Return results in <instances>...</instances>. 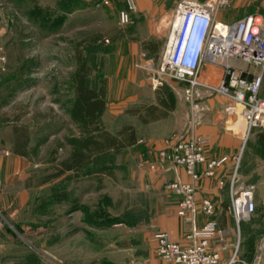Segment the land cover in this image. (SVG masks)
Returning <instances> with one entry per match:
<instances>
[{
	"label": "rangeland",
	"instance_id": "374dc122",
	"mask_svg": "<svg viewBox=\"0 0 264 264\" xmlns=\"http://www.w3.org/2000/svg\"><path fill=\"white\" fill-rule=\"evenodd\" d=\"M108 1L0 0V54L5 57L0 63V150H24L31 163L26 178L1 176L0 264H130L146 255L137 248L135 230L148 198L133 172L135 164L151 170L134 158L132 148L113 152L105 164L97 160L95 167L112 170L110 176L97 175L112 177L105 182L83 184L69 174L48 186L38 184L68 156L67 138L78 134L71 114L77 53L90 69L88 86H105L102 125L111 133L132 120L130 109L154 98L147 73L136 67L147 55L140 51L139 34L132 32L135 15L131 12L122 24L124 7ZM247 13L264 16V0H232L217 20ZM163 40L156 41L163 45ZM259 96L264 98V76ZM244 132L240 157L249 169L246 183L256 186V208L238 230L235 225L222 261L234 254L232 264H249L256 256L264 264V128L251 129L245 140ZM53 190L69 198L55 200ZM86 190L92 193L79 196ZM75 199L79 208L71 210Z\"/></svg>",
	"mask_w": 264,
	"mask_h": 264
},
{
	"label": "built area",
	"instance_id": "2783aa9c",
	"mask_svg": "<svg viewBox=\"0 0 264 264\" xmlns=\"http://www.w3.org/2000/svg\"><path fill=\"white\" fill-rule=\"evenodd\" d=\"M107 4L108 0H102ZM232 0H179L167 23V33L160 54L147 57L136 67L147 73L152 90L168 85L187 105L185 135L175 139L157 153V161L146 162L151 171L160 165L181 166L187 181L174 180L165 188L179 197L176 215L191 224L185 241L177 242L165 231L156 234L155 255L163 264H232L235 255L224 263L221 250L232 234L214 220L203 225L194 224L197 213L195 203L196 183L201 177H213L225 161L224 157L208 158V140L196 132L208 107L201 103L203 91L219 94L228 99L222 110L226 115H237L245 123L247 134L251 129L264 128V98L259 96L264 76V16L247 13L230 22L217 20L218 13ZM134 0H125L120 22H129L135 11ZM106 42L108 41L105 39ZM5 57L0 54V63ZM203 63L221 68L215 84L200 77ZM9 152L0 150V157ZM239 158H237L236 167ZM141 162V161H140ZM145 163V162H141ZM203 170L198 171V167ZM0 174V185H1ZM223 185V182H219ZM231 211L237 227L255 212L254 184L238 183L236 169L229 182ZM202 210L210 215L213 205L208 199L201 203ZM242 264H246L242 262ZM249 264H262L256 256Z\"/></svg>",
	"mask_w": 264,
	"mask_h": 264
},
{
	"label": "crops",
	"instance_id": "0c3cea01",
	"mask_svg": "<svg viewBox=\"0 0 264 264\" xmlns=\"http://www.w3.org/2000/svg\"><path fill=\"white\" fill-rule=\"evenodd\" d=\"M179 0H134L136 9L133 11L132 23L134 29L132 32L139 34L140 51L146 54L147 57H157L164 45L156 40L164 39L167 33V23L172 17L176 3ZM117 2L125 8L124 0H112ZM219 14V13H218ZM218 17V15H217ZM220 21L230 22V18H222ZM160 36V39H157ZM221 75V68L216 65L204 63L200 77L203 81L211 84L218 82ZM164 88H168L170 92L171 101L168 106L159 102L163 95ZM155 95L152 101L147 104H142L136 108L130 109L132 120L125 125L133 126L137 141L135 144L126 147L134 151V158L143 159L146 162L157 161V153L159 150L167 147L175 139L182 137L186 132V117L187 105L184 100L177 95L168 85H164L155 90ZM106 95V93H105ZM178 96V97H176ZM201 103L208 107L204 112L201 124L197 127L196 132L203 135L208 140L207 157L219 158L224 157L225 161L217 170L213 177H201L196 183L195 203L197 213L195 215L194 224L196 226L203 225L207 220H214L221 228L230 230L231 236L227 238L225 248L221 251V257L224 258V251L226 248L232 246L233 238L235 236V221L231 211V199L228 182L234 171L238 172V183H246L249 178V169L244 167L247 162L240 157L243 151L242 132H244L245 123L237 115H226L222 108L228 102V99L219 94H209L203 91L201 94ZM107 105V104H106ZM103 113V116L106 111ZM153 105L156 108V113L160 114L159 118L145 121L147 118L146 106ZM136 114L133 112V110ZM242 121V123L240 122ZM124 126V125H123ZM8 156L0 157V174L3 179L7 177L26 178L25 167L30 165L25 156L24 150L10 151ZM238 164L236 167V162ZM123 166V165H120ZM23 167V168H22ZM135 171L133 177L139 190L145 193L148 198L143 205V220L135 230L139 236L140 242H137V248H144L147 252L144 257L135 258L130 261V264H163L155 255L156 234L159 231H165L170 238L177 242L185 241V234L189 231L191 224L176 215L177 203L179 197L170 193L165 185L174 180L187 181L188 176L181 166L169 165L164 163L160 165L157 171H149L146 168H139L135 164ZM203 166L198 167V171L203 170ZM238 168V170H237ZM147 171V173H146ZM70 172L53 180H59L68 176ZM108 176L85 175L77 178H72L73 181L80 183L93 184L96 182H105ZM220 181L223 185H220ZM52 181L41 184L48 186ZM256 190V189H255ZM92 192L86 190L79 193V196H88ZM254 194V201H255ZM204 199L210 200L213 205V212L207 215L201 207ZM263 204V199H262ZM228 255V254H227Z\"/></svg>",
	"mask_w": 264,
	"mask_h": 264
},
{
	"label": "trees",
	"instance_id": "16d2710c",
	"mask_svg": "<svg viewBox=\"0 0 264 264\" xmlns=\"http://www.w3.org/2000/svg\"><path fill=\"white\" fill-rule=\"evenodd\" d=\"M78 66L73 74L74 101L71 107L72 117L77 124L78 134L67 138L69 146L68 156L58 161L53 169L46 173L38 182L39 185L53 181L58 177L70 172L68 178H77L85 175L95 176L99 174L112 175V170L101 165L95 167L97 160L101 164L111 161L113 152L120 151L136 143L135 130L131 125L122 126L116 133H111L102 125V116L105 110V86L94 89L87 84L90 73L84 59L77 53ZM171 101L168 88H164L159 102L165 106ZM138 109H134L137 112ZM153 105L146 106V122L159 118ZM136 112H134L136 114ZM54 155V153L52 154ZM55 200H65L69 197L64 191L57 193L53 190ZM79 208L78 203L72 205L71 210Z\"/></svg>",
	"mask_w": 264,
	"mask_h": 264
},
{
	"label": "bare ground",
	"instance_id": "6f19581e",
	"mask_svg": "<svg viewBox=\"0 0 264 264\" xmlns=\"http://www.w3.org/2000/svg\"><path fill=\"white\" fill-rule=\"evenodd\" d=\"M247 137V131L245 130L244 134H243V140H245ZM262 246L264 247V244H262Z\"/></svg>",
	"mask_w": 264,
	"mask_h": 264
}]
</instances>
